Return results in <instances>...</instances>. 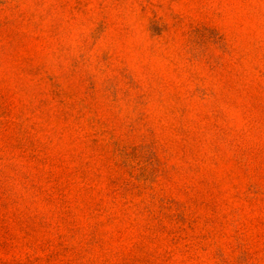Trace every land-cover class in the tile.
<instances>
[{
    "label": "rangeland",
    "instance_id": "rangeland-1",
    "mask_svg": "<svg viewBox=\"0 0 264 264\" xmlns=\"http://www.w3.org/2000/svg\"><path fill=\"white\" fill-rule=\"evenodd\" d=\"M0 264H264V0H0Z\"/></svg>",
    "mask_w": 264,
    "mask_h": 264
}]
</instances>
